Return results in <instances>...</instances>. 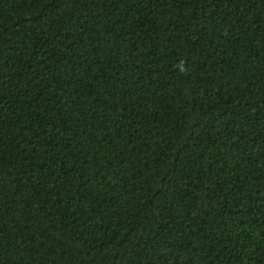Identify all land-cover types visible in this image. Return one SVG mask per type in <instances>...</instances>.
<instances>
[{"label": "trees", "instance_id": "obj_1", "mask_svg": "<svg viewBox=\"0 0 264 264\" xmlns=\"http://www.w3.org/2000/svg\"><path fill=\"white\" fill-rule=\"evenodd\" d=\"M0 264H264V0H0Z\"/></svg>", "mask_w": 264, "mask_h": 264}]
</instances>
